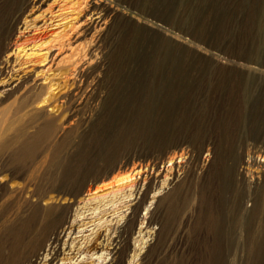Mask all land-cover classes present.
I'll return each mask as SVG.
<instances>
[{
	"label": "rangeland",
	"instance_id": "1",
	"mask_svg": "<svg viewBox=\"0 0 264 264\" xmlns=\"http://www.w3.org/2000/svg\"><path fill=\"white\" fill-rule=\"evenodd\" d=\"M26 1L0 0V234L39 194L69 217L54 264L117 247L121 264H264V0H44L22 16Z\"/></svg>",
	"mask_w": 264,
	"mask_h": 264
},
{
	"label": "bare ground",
	"instance_id": "2",
	"mask_svg": "<svg viewBox=\"0 0 264 264\" xmlns=\"http://www.w3.org/2000/svg\"><path fill=\"white\" fill-rule=\"evenodd\" d=\"M44 2V0H27L25 6L23 7L22 10H20V15L24 14L28 9H31L33 7L36 6H40V4H42ZM25 3V2H24ZM97 4V3H96ZM103 5V4H102ZM96 6V5H95ZM93 7V6H92ZM92 9V8H91ZM98 10V9H97ZM100 11V9H99ZM22 12V13H21ZM96 12V11H95ZM99 13V12H98ZM23 16V15H22ZM89 17V16H88ZM93 17V16H90ZM89 17V18H90ZM96 17V16H95ZM94 17V18H95ZM93 18V19H94ZM98 18V17H97ZM25 19V16H24ZM91 19V18H90ZM88 20V19H86ZM84 20V21H86ZM92 22L94 21H90V23H88L86 21V23H80L76 26V28H74L73 31H71L68 36L67 39L62 40L59 45L57 46L56 51L48 49V52H46L45 55V59L49 58V63L50 65L56 60L58 59L59 56H61L64 52L65 49L64 47L66 45H69V49L70 51H75L77 49L80 48V43H76L73 45V43L75 41L78 40V29H82L84 28V32H87V30L90 29L91 24H93ZM100 22V19L98 18L94 24H98ZM13 23V22H12ZM26 23V22H25ZM22 19L21 16H19L18 18H16L14 24H12L10 26V40L7 41L6 45L4 46V51H7L11 48V46H14L17 44V42H19L20 40H22V34L21 33H16L17 30L20 29V26H22ZM95 25V26H96ZM101 26V25H100ZM81 27V28H80ZM92 27V26H91ZM98 27V26H96ZM8 28V27H6ZM82 30V32H83ZM6 31V30H5ZM7 32V31H6ZM18 32V31H17ZM80 32V31H79ZM34 33V32H33ZM58 37L60 35H57ZM44 37V35L39 34L36 35L34 38H39L42 39ZM25 38V37H24ZM32 38V37H31ZM30 38V39H31ZM33 38V39H34ZM29 39V38H28ZM57 39V38H55ZM32 40V39H31ZM50 50V51H49ZM2 59V58H1ZM0 61L2 63L6 62L4 60ZM3 70H0V74H3ZM45 97L43 99V101H45ZM41 132V131H40ZM38 133V132H37ZM39 134V133H38ZM45 136V135H44ZM5 142V141H4ZM26 143V142H25ZM29 143V142H28ZM1 144V143H0ZM5 144V143H4ZM3 144V145H4ZM24 144V143H23ZM2 145V144H1ZM5 146V145H4ZM3 147V146H2ZM1 148V146H0ZM23 148V146H22ZM5 148H3L4 150ZM28 151V149H27ZM27 154V153H25ZM15 155V154H14ZM16 162V161H14ZM27 163V162H26ZM20 166V165H19ZM133 173V172H132ZM127 177H125L123 179L122 176V181L119 182L121 183V185H123V183H125L126 181H130V176L125 175ZM1 179V178H0ZM121 179V178H120ZM4 180V179H2ZM1 180V181H2ZM8 183V182H7ZM7 183H1L0 184V188H3V193H0V198H5L7 200V194H11L13 192H10V188L8 186ZM119 183H117V185H119ZM127 184V183H126ZM125 184V185H126ZM129 184V183H128ZM116 185V186H117ZM120 186V185H119ZM122 188V187H119ZM112 189V188H111ZM118 189V188H117ZM2 190V189H1ZM13 190V189H12ZM98 188L96 187L95 190L93 191L92 188H88L87 189V193L86 195H91L92 193L98 192L97 191ZM14 191V190H13ZM83 191V190H82ZM117 191V190H116ZM10 192V193H9ZM46 192V191H45ZM81 193V192H80ZM107 193V192H106ZM31 195H37L36 192H30ZM103 194V193H102ZM22 196V195H21ZM96 196V195H95ZM100 196V195H99ZM12 197V196H9ZM8 197V198H9ZM41 196L38 194V196L36 197V199L34 200H30L27 199V208H32V210L34 211L33 214L30 213V215H28V217L17 223V225H11L8 229H6V231L4 233L0 234V264H35L37 262V260L42 259L43 257L40 256L39 254V249L43 248V246L47 243L49 244V248L47 249L46 255L44 256V264H54L55 261L57 262V260L59 259L61 253H63V251L65 250L64 246L65 243L63 245H61V233L64 230V226L67 223V217H60V215L56 214V210L57 208L63 206L64 202H61L62 204H57L54 203L53 196H50L49 198L51 199V201H47L46 203H40L39 198ZM45 198V197H44ZM43 198V199H44ZM11 199V198H10ZM18 199V198H17ZM5 200V199H4ZM25 200V198H24ZM22 200V201H24ZM17 201V200H15ZM15 201H2V205H5V210L7 208V206L9 205V203H15ZM19 201V200H18ZM8 202V203H7ZM21 202V201H20ZM142 202V201H140ZM18 203V202H16ZM136 203V202H135ZM20 204V203H19ZM1 205V204H0ZM15 205V204H14ZM13 205V206H14ZM22 205V204H20ZM13 206L11 205V208H13ZM17 206V205H16ZM24 206V205H23ZM141 206V205H140ZM72 207V206H71ZM70 207V208H71ZM16 208V207H14ZM69 208V207H68ZM138 208V206L136 207V209ZM10 209V208H8ZM135 209V212H136ZM5 210L3 212H5ZM31 210V211H32ZM134 210V209H133ZM12 211V210H11ZM15 211V210H14ZM18 211V210H17ZM16 211V212H17ZM132 211V210H131ZM135 212H133L130 217L129 220L132 221L135 219ZM10 213V212H9ZM70 213V212H69ZM68 213V214H69ZM129 215V214H128ZM16 216V214H13V217ZM2 217V215H1ZM69 218V217H68ZM18 219V218H17ZM24 219V218H23ZM7 220V219H5ZM3 220V221H5ZM136 221V220H135ZM134 221V222H135ZM17 222V221H16ZM129 222V221H128ZM5 223V222H4ZM127 223V222H126ZM133 223V222H132ZM3 225V224H2ZM133 225V224H132ZM4 226V225H3ZM9 226V225H8ZM1 227V226H0ZM4 228V227H3ZM2 228L0 229L1 232ZM3 232V231H2ZM30 242L32 243V245H37V250H35L34 254H31L30 256H28V253L26 254V248L27 246L30 244ZM119 242V241H118ZM74 242H71V244ZM69 244L68 247L71 250L73 248V245ZM120 244V243H119ZM117 247V246H116ZM114 248V246H113ZM33 249V248H32ZM112 249V248H111ZM30 250V249H28ZM33 253V252H32ZM114 253H118L116 256V258H114V260H112L109 264H121L122 263V256L120 253L121 250L119 247L116 248ZM42 254V252H41ZM114 256V255H113ZM112 258V257H111ZM19 260L20 262L15 263L13 260ZM41 261V260H40Z\"/></svg>",
	"mask_w": 264,
	"mask_h": 264
}]
</instances>
